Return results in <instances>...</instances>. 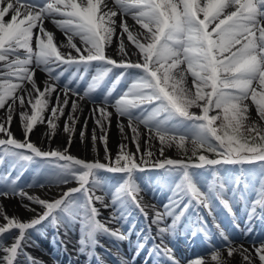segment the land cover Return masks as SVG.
Returning a JSON list of instances; mask_svg holds the SVG:
<instances>
[{
    "label": "snow or ice",
    "instance_id": "6c2138e0",
    "mask_svg": "<svg viewBox=\"0 0 264 264\" xmlns=\"http://www.w3.org/2000/svg\"><path fill=\"white\" fill-rule=\"evenodd\" d=\"M113 5L109 7L108 0H0V109H7L6 118L0 120V163L7 159L16 169L39 160L46 167L58 169L57 176L49 182L67 184L73 180L78 185L48 200L18 189L19 173L13 178L9 172L3 178L5 190L0 191V196L26 198L40 206L41 211L23 205L36 213L31 219L23 220L8 216L0 206L3 221L0 223V264H16L21 254L26 255L28 264H37L24 253V244L30 230L44 223L59 228L79 220L81 253L95 248L98 233L118 241L127 240L131 229L108 227L98 219L97 203L113 209L109 222L116 223L126 219L130 207H135L146 219L151 208V224L157 226L160 239L153 251L157 256L166 257L170 264H180V261L174 249L165 244V237L175 236L190 208H203L212 215L218 200L234 220L230 200L242 184L245 191L251 188L255 194V199L250 201L247 223H251L257 209L264 211V0H113ZM118 15L121 17L120 60L106 55L105 51L116 35ZM126 15L133 18L140 31L134 32L129 27L123 19ZM46 20L63 31L66 44L56 42L54 33L45 27ZM125 36L136 49V61L128 58ZM74 37L79 38V44ZM62 48L72 49L75 54L63 52ZM92 67L96 72L81 95L78 87ZM37 68L48 75L43 88L35 79ZM70 69L75 70L70 72ZM68 72L67 81L58 91L56 82ZM112 76L111 86L104 91L102 86ZM188 76L192 78L191 87L186 83ZM122 82L123 90L117 93V86ZM74 84L76 88L71 87ZM98 89L103 106L93 107L92 114L102 133L99 140L105 145L108 163L73 157L67 149L45 151L31 142L30 134L38 124L47 125L51 139L57 130V121L65 115L71 93L77 99L71 101V112L64 124L70 146L78 120L75 114L80 110L78 100L93 99ZM53 94L54 104L51 103ZM110 104L119 117L128 118L136 144V153L126 151L127 146L121 144L114 160L107 149V128L112 117V112L107 110ZM17 105L21 109L18 115L23 140L15 138L11 131ZM252 107L256 120L250 118ZM134 121L148 129L149 141L153 136L158 138L161 156L164 147L172 144L186 152L185 142L191 139L196 161L165 157L150 163L151 151L137 156L140 134ZM119 127L123 134L124 124L120 123ZM80 135L83 139L85 131ZM92 140L93 144L97 141L95 128ZM200 150L215 153L217 158H209ZM149 165L179 176L162 211L142 203L141 188L134 179L136 172L147 170ZM226 165L240 166L239 173L221 177L220 170ZM245 165L258 168L254 177L245 174ZM101 169L124 177L114 186V191L106 193L111 198L109 203L105 202L104 195L96 194L97 188L104 187L97 178V171ZM197 170L209 172L212 180L200 181ZM229 191L233 196L225 198ZM169 219L171 222L167 223ZM197 223L201 225L197 231L210 239L203 218L198 217ZM215 227L228 257L240 253L245 264H255L248 249L233 247L225 230L218 223ZM251 230L248 228V232ZM196 234V231L192 233ZM9 236L11 242L6 243L5 238ZM144 247L138 241L137 252ZM254 252L259 264H264V242L254 247ZM210 259L216 264H226L216 248L211 251ZM187 264H208V261L201 257Z\"/></svg>",
    "mask_w": 264,
    "mask_h": 264
},
{
    "label": "bare ground",
    "instance_id": "6f19581e",
    "mask_svg": "<svg viewBox=\"0 0 264 264\" xmlns=\"http://www.w3.org/2000/svg\"><path fill=\"white\" fill-rule=\"evenodd\" d=\"M108 5L109 7H113L114 6L113 1L108 0ZM120 19L121 17L118 15L116 17V20H117L116 35L113 37L112 43L110 45L112 46V50L114 52L112 53L111 57L116 60H120L122 58L120 54L118 53V46L120 43V28H119ZM123 19L127 21V24L134 32L140 31V26L135 23V21L130 15L124 16ZM51 25L54 26L56 29H58L51 20L45 21L46 29L49 28ZM126 40L127 38L125 36L124 43L126 46V50L128 51V54H129L128 58L131 59L132 61H136L138 59V56L136 54V49L133 46L128 45L126 43ZM74 41L77 44H79L78 37H74ZM59 43L66 44L67 43L66 37L65 39L59 40ZM62 49L64 51H68V52L72 51L73 53H75L74 50L69 49V48H62ZM41 76H44V75H42L39 72L35 73V79H36L37 84L41 88H43L44 81H46L47 79L46 78L42 79ZM186 83L192 86V78L190 76L187 77ZM28 87L30 88L31 86L28 85ZM62 88L63 86L59 88L57 85L58 91H60ZM74 98H77V97L72 98V96L69 94V105L65 109V115L62 116L57 121L58 127H57L55 134L51 137V139L48 138V128L46 124H38L34 128L32 133L30 134L29 139L31 140V142H33L37 146H40L46 150L59 149V150L64 151L65 149H67L68 154L73 155L74 157L82 159V160H86L89 162H94L97 160L100 162L107 161L106 154H105V145L103 142L99 140V137L101 136L102 133H101L99 126L96 124L95 119L93 118V114H92L93 107L98 105V103H88V104L86 103L88 105V107H86L82 99L78 101L80 110L75 114L78 117V120L75 125V131L74 133L71 134V144L69 146V133H66L64 131V124H65V121L67 120V114L71 112V101L76 100ZM55 102H56L55 94H53L51 103L54 104ZM252 110L253 109L251 108L250 111ZM19 111H21V109L19 105H17L16 114H14L13 121L11 124V131L14 137L24 139L23 130L20 124V118L18 115ZM6 113H7L6 108L0 109V120H3L6 118ZM250 118L252 120H256L257 116L255 114L250 113ZM85 120H87L86 130L84 128ZM120 123H123L125 126L123 134L120 131V127H119ZM134 124L137 126L138 132L140 134L139 135L140 153H137V156L144 155L146 152L151 151L153 154L151 157V162L162 160L165 157L172 158V159H180L182 157V153H181L182 150L177 148L175 144H172V146L170 147L165 146L163 156H161L160 154L161 144L158 138H155L153 136V138L149 141L148 140V136H149L148 129L145 126H142L137 121H134ZM94 128L96 129V136H97V141L95 144H93V140H92V131ZM81 131H85V135L83 139L81 138V135H80ZM107 137H108L107 149H108L109 154L111 155L112 160L115 159L116 154L120 151L121 144H124L127 146L126 151L131 152V153H136V144L132 140V131L128 127L127 117L120 118L116 114V112H112L111 124L107 128ZM5 165H8V163H5ZM43 185L44 187H41L39 185L38 187H35L33 189L26 188L25 191L29 195H36L42 199L52 200V199L58 198L60 194L64 191H67V189L77 186V183L75 181H70L67 184L61 183V184H49V185L43 184ZM1 190L2 189L0 187V191ZM249 190L250 191H243V188L241 187L239 188V190H237V194L240 196V201L238 205L241 210H242L243 204H246V203L248 204L250 202L249 200L250 194H254V192L251 189ZM229 192H227L226 197L228 195L230 196ZM140 193H141L140 197L144 205L154 206L156 209H158L157 193H153V192L152 193L140 192ZM109 201L110 199L107 196H105V202L109 203ZM23 205H29L31 208H35L36 212L41 211L40 206L31 203L26 198H21L19 196H14V195H9L7 198L0 196V206H2L3 211L7 213L8 216L10 217L16 216L23 220H29L33 216L36 215L35 212L29 211L28 209L23 207ZM97 207L100 208V216L102 217L103 221L105 220V222H108L109 224H111V222H109V219L111 217L113 210H111L110 208L105 209L100 204ZM201 209H202V213L204 216L208 215V211L206 209H203V208ZM214 212L218 213L217 210H215ZM152 214H153L152 210L151 208H149V222H150V218L152 217ZM187 216H188V212L186 216L182 218V222L178 225L174 237H167V236L165 237L166 242L167 240H169L170 242L174 244L175 249H176L174 251L175 254L180 255L182 258L187 259L188 261L203 257L206 259V261H208V264H216V262L211 261L210 259L211 251L213 250V248H216L221 251L223 255V259L225 260L226 264H245L240 253H235L232 257H228L227 251L224 247V243H222L223 245L220 247H216L214 245H203V247H201L199 245L201 243L200 242L201 238L200 236H198V238H196L197 239L196 243H194L195 245L189 244L186 238L181 233L183 229H187V226L184 224V222L187 219ZM143 218L146 219L144 216ZM2 222H3L2 218H0V223ZM225 222L228 223V219H225ZM167 223H170V220L167 221ZM47 227L49 228V230H52V231L53 229H56V227H52V225L50 227L49 226ZM124 228H125V231L129 229L128 225L124 226ZM67 229H68L69 234L76 232V231H72L69 228ZM145 231L147 232L145 233V237L148 238L145 240L149 242L153 241L154 238H157V240H160L159 237H157V226L156 225L151 224L150 222V225L147 226V228H145ZM228 235L230 236V239L231 238L237 239V241H234V242L231 239L233 243L232 244L233 247L243 246V248L248 249V251L252 253L255 259V264H259L258 258H255L254 247H258L261 242H264V234L254 235V234H248L245 232H242L241 234H239L237 231H234ZM96 236L98 239V244L95 246V248H89L87 249L85 253H83V256H84L83 260H84V263L86 264H102V262L104 261V259L102 258V255H105L108 259H111L112 257L111 252L113 249L122 250L128 254L131 253V250L133 248H135V250L133 251H136L137 244L134 242V240H131L130 242H127V240L118 241L103 233H98ZM11 239H12L11 236L6 237L5 242L10 243ZM193 240H195V238H193L192 241ZM41 242H43L49 248L45 250L42 249V250L36 251V247L34 248L30 247V252L32 253V256H34L37 264H56L51 259L52 257L47 256V253L56 255L57 251L54 249L53 245L51 243H47V240L45 239H42ZM204 248H207V249L211 248V249L208 252H204L202 251V249ZM144 251H146V248L139 250L140 255L143 254ZM198 251H202V253L196 254L195 252H198ZM118 260H121V259L119 258ZM16 264H24L22 262L21 256L17 258Z\"/></svg>",
    "mask_w": 264,
    "mask_h": 264
},
{
    "label": "rangeland",
    "instance_id": "374dc122",
    "mask_svg": "<svg viewBox=\"0 0 264 264\" xmlns=\"http://www.w3.org/2000/svg\"><path fill=\"white\" fill-rule=\"evenodd\" d=\"M109 51L111 52V53H113L112 52V50H111V46L109 45ZM130 82V81H129ZM187 86L188 87H191L188 83H187ZM252 111H250V113H252V114H255L256 115V112H255V109H254V107H252ZM193 111H195V108H193L192 109ZM197 112V111H196ZM199 112V111H198ZM185 147H186V149H187V151L185 152L184 150H182V158H180V159H189V158H191V160L193 161V162H195L194 160H196V157H193L192 156V143H191V139H189L188 141H186L185 142ZM201 152H203V154H205V155H208L209 156V158H217V156H216V154L215 153H209V152H206V151H204V150H200ZM199 154V153H198ZM8 160L6 159L3 163H0V180L2 179V181L4 182V177H6V176H8V174H9V172H11V174H12V177L14 178L18 173H22V174H24L25 172V169H27L28 167H30L31 166V169H32V171H31V174H29V173H27L26 174V176L24 175V177H21V175H20V179H19V181L17 182L18 183V189H25L26 187H28L30 184H33L34 182H36V181H40L41 179H43L44 181H48L47 179L48 178H51V179H53L54 177H56L57 176V169L56 168H49V167H47L46 168V170H44V172L43 173H37L36 174V171H35V164L34 163H32V164H29V165H27L26 167H24V168H16V169H13L12 168V165H11V162L10 161H8V162H10V168H6L5 167V165H3L5 162H7ZM138 163L140 162L139 160L137 161ZM3 165V166H2ZM245 167V166H244ZM12 168V169H11ZM40 168H44L43 166H40ZM237 168V170L235 169V171L233 170V169H230L229 171H234L233 173L234 174H238L239 173V171H240V166L239 167H236ZM51 169V170H50ZM39 171V170H38ZM198 171V170H197ZM145 173H150L149 175H147L146 176V174H142L141 175V173H143V172H136L135 174H134V179H135V181H136V176H140L141 178L139 179V180H137L138 181V183H139V186L141 187L143 184H141V182H142V180L144 181V182H149V183H153L154 182V179H153V175L155 176V175H158L159 176V178H157L156 180H158L160 183H163L164 182V180L165 179H168V180H173V183L174 182H177L178 180H179V176L178 175H169V174H167L164 170H162V169H154V170H151V171H144ZM199 172V171H198ZM256 172L257 171H255V172H251V171H249L246 167H245V174L246 175H248V176H255V174H256ZM97 174H98V176H97V178L98 179H100V176L102 175V171L101 170H98L97 171ZM116 175H111L110 177H108L107 178V182H108V186L109 187H111V190H113L114 191V186H116V185H118V183L119 182H122V179L124 178L123 177V174H118V173H115ZM229 175H232V174H230L229 172H227V171H220V176H222V177H225V176H229ZM50 176V177H49ZM150 176V177H149ZM161 177V178H160ZM177 177V178H176ZM164 178V179H163ZM161 179H163V182H162V180ZM175 179V180H174ZM201 181H203L202 179H201ZM160 183H157L156 185H155V187H158L159 188V186H161V184ZM2 184H4V183H2ZM166 184V183H165ZM174 186V185H173ZM242 188H243V185L241 184L240 185ZM249 189H251V188H249ZM248 189V190H249ZM248 190H246V191H248ZM100 193H103V194H105L106 192H105V190L103 189V187L102 188H97L96 189V194L97 195H99ZM168 199H169V195H165L164 196V199H161L160 200V202H159V210H161L162 211V209H163V205L165 204V203H167L168 202ZM254 200V199H253ZM128 210H130V208H128L127 209V215H130V213L128 212ZM132 224L134 225V223L132 222ZM76 225H79L78 223H76ZM81 227V226H80ZM143 230V229H142ZM141 230V231H142ZM52 240H54L53 238H52Z\"/></svg>",
    "mask_w": 264,
    "mask_h": 264
}]
</instances>
